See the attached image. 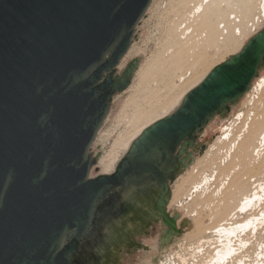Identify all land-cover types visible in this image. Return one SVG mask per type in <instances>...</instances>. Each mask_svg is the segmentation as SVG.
<instances>
[{"label": "water", "instance_id": "95a60500", "mask_svg": "<svg viewBox=\"0 0 264 264\" xmlns=\"http://www.w3.org/2000/svg\"><path fill=\"white\" fill-rule=\"evenodd\" d=\"M151 2L0 0V264H95L126 193L150 184L159 220L176 230L168 182L257 77L264 26L145 128L111 174L91 178V146L138 59L117 67Z\"/></svg>", "mask_w": 264, "mask_h": 264}, {"label": "rangeland", "instance_id": "374dc122", "mask_svg": "<svg viewBox=\"0 0 264 264\" xmlns=\"http://www.w3.org/2000/svg\"><path fill=\"white\" fill-rule=\"evenodd\" d=\"M260 1L152 0L135 29L128 52L117 67L120 74L131 60L139 58L130 85L113 98L108 115L91 146V155L97 156V162L90 171L91 178L111 174L133 138L155 121L170 115L188 91L216 65L242 48L253 33L248 31L247 25L259 14ZM233 17L238 18L237 26L231 24ZM222 25L225 34L221 32ZM259 74L263 77L264 69ZM255 96L256 92H251L229 111L223 121L216 119L207 125L197 139L200 151L195 154V164L180 176V181L171 186L181 170L169 183V188H172L169 200L172 195L175 200L167 205V210L178 214L181 221L180 232L172 243L164 247L158 244L162 233L159 225L166 228L160 218H154L159 225L152 227V217H145L146 213L137 215L138 211L131 212L128 221L144 223L140 224L144 229H151L139 238L141 244L138 248L141 249L123 256L122 264H181V258L192 264V255L200 237L217 239L210 231L200 235L198 228L204 227V230L215 226L231 210V205H223L218 212L212 213L213 203L209 208L199 204L211 193L222 190L220 180L225 172L223 164L228 160L230 145L226 136L231 130L230 137L240 136L246 123L264 116L263 96L259 99ZM203 178L208 181L200 183ZM204 188L206 194H199ZM237 201L238 197L234 202ZM123 227L122 224L117 243L108 247L109 252L120 245L127 249L137 246L135 236L130 237L129 229ZM165 239L164 236L162 241ZM111 255L109 253L105 264L116 262Z\"/></svg>", "mask_w": 264, "mask_h": 264}, {"label": "bare ground", "instance_id": "6f19581e", "mask_svg": "<svg viewBox=\"0 0 264 264\" xmlns=\"http://www.w3.org/2000/svg\"><path fill=\"white\" fill-rule=\"evenodd\" d=\"M255 17H257V20H259L260 23L264 20V0L260 1L259 14ZM255 17L249 23H251V26L256 29L259 28L260 23L258 21L256 23L254 22ZM231 20L238 21V18L233 17ZM221 27L224 26L222 25ZM249 30L250 29H248V31ZM238 32H240V30H238ZM256 33L257 32H255L254 35ZM251 36L253 35L251 34ZM137 59L139 64V58L137 57ZM263 63L261 68L259 69L257 77L251 83L248 91L243 95L241 99L229 105V111H231L241 100H243V98L247 97L251 92H256V99H259L261 96H263L262 98L264 99V75L263 77H261L262 75L259 74L260 71L264 69ZM199 83L200 81L195 85V87ZM259 104H261V102H259ZM229 111L226 112L224 110L221 113L215 115L209 123L216 119L223 121L225 117L229 114ZM263 117L264 116H258L257 118H259V120L255 119L252 121L251 119L250 123H246V126L240 132L242 133L240 136L230 137V135L232 134V130L229 132V135L226 136V140L230 142V145L227 152L228 160L226 161V163L223 164V170L225 172L221 175L220 180L222 182V190L217 191L216 193H211L210 196L202 200L199 205L204 208H209L210 205L213 203L212 208H214L211 210L212 213L218 212L223 205H231L232 208L225 216H222L218 220L215 226L204 230V227L198 228L200 235L202 233H205L206 231H210L211 233H215L217 239L215 241L205 240L204 237L201 236L200 241L198 242V245L195 248V252L192 255V264H264ZM140 134L141 133H139L135 138H133L132 142ZM201 134L202 132L197 135L196 139H199L201 137ZM197 143L198 141L196 140L195 145L191 150L192 161L188 162L187 160L186 162H184L181 167L174 173L173 177L168 182V185L175 178L176 174L180 170L181 172L177 175L175 181L171 184V186L180 181V176L184 174L187 170H189L192 165L195 164V154H198V152L200 151ZM217 177H220V175H217ZM214 178L216 179L215 176ZM207 181V178H203L200 183H206ZM171 186L169 188V195L172 189ZM205 191V188L201 189L199 194L205 195ZM158 194V188L152 186V184L126 193V195L122 199V206L120 207L122 209H119L118 212L120 217L115 220L113 219L108 224L107 229L104 233L103 242L94 251L96 261L95 264H105L106 260L109 258V253H112L111 256L116 261L114 264H122L123 256L133 254L137 250L141 249L138 248V246H140L141 244L139 238L142 235H146L151 228H149V230H146L144 229V226L140 225L144 223H139L137 221L133 223L128 221V216L131 212L138 211L137 215L146 213L145 217H152V227H155L156 224L159 225V222H154V218H160L154 210V204L157 200L156 198ZM173 196L174 195H172V198L171 200H169L168 204L172 203L175 200V197ZM237 197L238 201L234 202ZM167 213H169L170 216H173V214L168 210ZM176 218V230H171L168 228L166 230V228L161 227L159 225L162 233L159 237L158 244L161 247L172 243L174 238L180 232L179 224L181 221L179 222L180 219L178 214ZM122 224L124 226L123 229H129L128 233L130 237L133 238L135 236L134 241L137 246L132 249H127L123 245H120L117 246L116 249H112L109 252L108 247L111 244L117 243L116 237L120 235V227ZM184 225H186L185 222ZM171 235H174L173 238L168 239V237H170ZM164 236L166 239L162 241V238H164ZM180 261L181 264H189L187 263L188 260L185 258H181Z\"/></svg>", "mask_w": 264, "mask_h": 264}, {"label": "built area", "instance_id": "2783aa9c", "mask_svg": "<svg viewBox=\"0 0 264 264\" xmlns=\"http://www.w3.org/2000/svg\"><path fill=\"white\" fill-rule=\"evenodd\" d=\"M257 21L259 22V20H257V17H255V21H254V22L256 23ZM263 22H264V20H263L261 23L259 22V23H260V26H259V28H256V29H255L253 26H251V23H249V24H248V29H250L249 32H253L252 35H254L255 32H259V31L262 29L261 27H262L263 24H264ZM262 23H263V24H262ZM231 24H233L234 26H237V25H238V21H236V20H235V21L232 20V21H231ZM261 25H262V26H261ZM260 28H261V29H260ZM220 29H221V32H223V33L225 34L226 30H225L223 27H221ZM259 29H260V30H259ZM236 32H237V30H236Z\"/></svg>", "mask_w": 264, "mask_h": 264}, {"label": "flooded vegetation", "instance_id": "af4514ba", "mask_svg": "<svg viewBox=\"0 0 264 264\" xmlns=\"http://www.w3.org/2000/svg\"><path fill=\"white\" fill-rule=\"evenodd\" d=\"M107 204H108L107 202L104 203V205H107Z\"/></svg>", "mask_w": 264, "mask_h": 264}]
</instances>
